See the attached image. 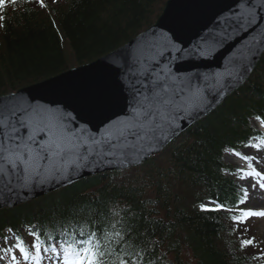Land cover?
Masks as SVG:
<instances>
[{
  "label": "trees",
  "instance_id": "obj_1",
  "mask_svg": "<svg viewBox=\"0 0 264 264\" xmlns=\"http://www.w3.org/2000/svg\"><path fill=\"white\" fill-rule=\"evenodd\" d=\"M164 1L62 0L46 10L29 0L9 2L0 9L7 17L0 20V95L116 49L148 27ZM257 117L264 122V52L238 90L159 154L0 210V231L10 226L18 237L30 236L24 241L30 244L32 231L42 233L43 240L85 224L119 220L131 230L137 250L144 251L145 264H262L256 241L241 248L251 232L233 219L243 196L222 159L224 150L258 138L250 124ZM207 200L225 207L201 210Z\"/></svg>",
  "mask_w": 264,
  "mask_h": 264
},
{
  "label": "snow or ice",
  "instance_id": "obj_2",
  "mask_svg": "<svg viewBox=\"0 0 264 264\" xmlns=\"http://www.w3.org/2000/svg\"><path fill=\"white\" fill-rule=\"evenodd\" d=\"M9 2L15 4L18 0H0V9L6 10ZM37 3L46 7L45 0H37ZM253 18L249 11L248 16L241 19L251 24ZM6 19V15L0 13V20ZM3 26L0 23V27ZM248 52L247 63L241 65L239 71L228 73L233 82L230 87L254 70L253 58L264 52V36L255 40ZM156 55L159 53L148 51L136 58L135 71L128 73L132 88L129 111L123 119L109 124L99 138L85 129L73 127L60 109L32 103L14 93L0 97V187L12 191L13 185L30 188L33 184L52 181L71 182L74 173L79 175L82 168L94 162L106 161L112 165L118 161L116 167L132 166L158 152V146L178 135L182 130L178 121L197 119L203 114L208 105L204 103L206 97L200 86L164 68L156 72L159 65L152 64ZM224 92L221 86L218 94ZM253 146L260 148L259 144ZM245 175L264 181V173L255 169ZM256 186L253 183L251 187L255 189ZM259 187L264 189V182H260ZM247 199L248 190L244 189V200L240 203ZM200 207L204 211H218L225 206L202 204ZM239 211L240 216H233L239 223L252 216L264 217V211ZM118 224H121L119 220L99 222L95 226L85 224L65 230L58 238L48 234L43 240L42 233L32 231L30 244L17 236V243L0 251L10 254L11 264H44L45 261L47 264H145L144 251L137 250L130 239L131 230H125L122 224L117 227ZM253 243L254 238L243 239L241 248ZM260 255L264 256V251Z\"/></svg>",
  "mask_w": 264,
  "mask_h": 264
},
{
  "label": "water",
  "instance_id": "obj_3",
  "mask_svg": "<svg viewBox=\"0 0 264 264\" xmlns=\"http://www.w3.org/2000/svg\"><path fill=\"white\" fill-rule=\"evenodd\" d=\"M249 11L254 15L251 24L241 19L247 17ZM261 36H264V0H166L152 24L111 52L10 93L32 103L60 109L73 127L85 129L99 138L109 124L128 113L132 101L128 73L135 71L138 56L151 51L159 53L152 61L153 65H159L156 72L164 68L176 77L191 79L206 97L204 103L208 107L203 114L197 119L178 121L182 125L181 134L217 109L249 78L253 70L230 87L233 82L228 73L239 71L241 65L247 63L249 47ZM262 53L253 58L254 68ZM221 86L225 88L223 95L218 94ZM178 135L158 146V152L132 166L161 152ZM118 163L94 162L82 168L79 175L74 173L71 182L52 181L33 184L30 188L13 185L12 191L0 187V209L27 203L82 178L131 167H116Z\"/></svg>",
  "mask_w": 264,
  "mask_h": 264
},
{
  "label": "rangeland",
  "instance_id": "obj_4",
  "mask_svg": "<svg viewBox=\"0 0 264 264\" xmlns=\"http://www.w3.org/2000/svg\"><path fill=\"white\" fill-rule=\"evenodd\" d=\"M29 1H31L33 3V6L39 8V9H43V10L48 9L55 2H57V3L62 2V0H60V1L55 0V2H53V0H45L46 7H40L39 4L37 3V0H29ZM70 66H74V63L71 64ZM251 123H255V122H251ZM253 125H255V124H253ZM255 144H259L260 148H262V146L264 144V135L260 139H256V140L251 141L248 144V146L245 148H242V149H239L236 151L225 150L224 154H223L224 162L226 164H228L229 166H231L232 168H234V170H235L234 175H233L235 182L237 184H239L241 188L248 190V199L245 201L246 208L249 207L248 209H251L250 207H254V206H252L249 203V197L251 195V190H252L251 179L248 176H246L245 173L250 172L253 169H255L256 171H260V169L257 166L253 165L251 162L252 155L254 153H256L258 150L256 147L253 146ZM236 153H240V155H236ZM244 157H250L251 159L245 160ZM241 169H243L244 171H241ZM247 203H248V205H247ZM205 204L208 205L210 203H205ZM261 206H264V205H261ZM245 228L247 231L251 232L250 236H251V238H254V240L257 242L258 246L263 247L264 246V220L254 218L253 220L249 221V224ZM6 235L9 236L7 234V232H6ZM15 243H16L15 241L13 243L12 240L10 238H8L6 241H3L2 244H0V248L1 249L8 248ZM13 251H16V250L13 249ZM17 255L19 256L18 252H17ZM4 256H5L6 260H5ZM0 257H3V259H0V264H5L7 262V260H9V262H10V254H5L4 252L2 254L0 252ZM44 264H47V261H45Z\"/></svg>",
  "mask_w": 264,
  "mask_h": 264
},
{
  "label": "bare ground",
  "instance_id": "obj_5",
  "mask_svg": "<svg viewBox=\"0 0 264 264\" xmlns=\"http://www.w3.org/2000/svg\"><path fill=\"white\" fill-rule=\"evenodd\" d=\"M258 127L261 128V125H259ZM152 156H155V155H152ZM251 162L253 165L257 166L261 172L264 173V144L262 148L258 149L257 152L252 155ZM248 177L251 179L252 184L256 183L257 185L255 189L252 188L251 190V195L249 197V203L254 207H259L261 205H264V189H261L259 187V183L264 182V181H259V178L257 177H252V176H248Z\"/></svg>",
  "mask_w": 264,
  "mask_h": 264
}]
</instances>
